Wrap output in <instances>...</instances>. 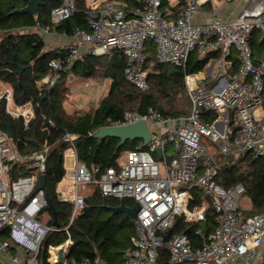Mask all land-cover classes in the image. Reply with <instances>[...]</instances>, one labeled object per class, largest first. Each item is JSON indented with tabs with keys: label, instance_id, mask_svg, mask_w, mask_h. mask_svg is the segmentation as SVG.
Returning <instances> with one entry per match:
<instances>
[{
	"label": "built area",
	"instance_id": "2783aa9c",
	"mask_svg": "<svg viewBox=\"0 0 264 264\" xmlns=\"http://www.w3.org/2000/svg\"><path fill=\"white\" fill-rule=\"evenodd\" d=\"M138 1V6L127 0H105L87 7L89 28L76 27L72 39L55 48L58 55L49 62L52 74L46 82L51 87L63 73L73 75L77 62L117 48L126 58L127 80L147 91L146 43L153 40L159 62L183 68L191 110L183 117H166L154 106L144 113L125 111L116 123L144 119L151 127V139L146 145L140 140L120 165L110 164L105 169L98 164L88 167L79 160L78 134L63 136L75 164L66 168L70 194L62 192L61 198L74 203V215L84 209V191L92 184L99 186L105 197H131L139 205L132 244L122 261L112 263L96 255L73 259L72 264H163L161 249L166 244L170 254L166 264H234L241 257H254L264 245V210L246 215L242 204L246 186L237 182L225 187L217 177L224 164L248 155L264 158V51L257 56L253 47L256 32L264 39V0H244L240 11L229 17L222 15V6L238 0H185L177 12L163 8L162 0ZM209 1L212 6H205ZM77 11L76 0H61L51 10V20L60 23ZM207 13L212 15L209 20H198ZM33 28L41 35L52 32L39 22ZM194 52L199 57L213 52L220 56L210 72H188L187 63ZM1 100H5L6 112L23 118L24 127L29 128L35 117L33 103H17L13 86L2 79ZM204 111L218 117L212 122L204 120ZM48 122L54 125L53 120ZM154 125L163 128L154 130ZM168 145L176 155L167 154ZM214 146L223 157L221 161ZM158 148L162 150L159 158L155 156ZM50 151L49 144L19 151L7 129L0 126V250L13 264H40L43 239L49 231L58 230L40 219L49 202L44 188L37 186L41 174L46 173ZM194 189L202 192L200 203L195 205ZM209 209L215 213L216 226L212 231L197 229L200 248H194L185 232L171 231L169 241H164L177 217L201 223ZM5 227L9 241L1 239ZM12 243L26 252L25 258L10 253Z\"/></svg>",
	"mask_w": 264,
	"mask_h": 264
},
{
	"label": "trees",
	"instance_id": "16d2710c",
	"mask_svg": "<svg viewBox=\"0 0 264 264\" xmlns=\"http://www.w3.org/2000/svg\"><path fill=\"white\" fill-rule=\"evenodd\" d=\"M43 1L44 4L40 6L38 14L32 15L31 13H11L14 9L25 6L28 0H0V79L13 86L17 103L31 101L35 108V117L31 120L29 128H25L23 118H14L8 114L5 109V100H1L0 126L10 129L19 151H31L45 144L51 145L44 188L49 204L43 213H50L51 219L47 223L49 225H53L57 219L58 230L49 231L43 239L38 255L40 264H50L48 262L50 245H61L69 238L74 242L69 252L70 260L100 255L109 262L115 263L110 255H118L131 246V237L129 240V237L127 239L123 234L128 226H134V221L122 226L115 224L111 217L103 216L98 209L99 205L105 200H107L106 203L116 205L119 201L114 197H105L97 185H95L94 193L85 198L84 209L71 220L73 203L63 200L57 192V185L66 174L64 153L69 148V144L63 141V136L68 132L78 134L76 139L78 158L88 167L98 164L105 169L110 165L111 157H113L112 165L118 166V159L122 153L135 148L140 140L127 141L117 149L119 138L110 136L96 138L93 133L102 126L120 120L128 110L144 113L149 106H154L166 117L182 116L183 112L178 109L176 103L179 95L189 98L184 83L185 72L181 66L159 62L156 57L155 43L149 40L146 43V51L147 65H152L149 73L150 88L142 91L127 80L124 72L126 58L122 51L113 48L111 54L89 55L80 62L81 69L78 72L83 77L101 75V77L111 78L112 85L96 109L82 115L70 114L64 108V99L69 90L66 84L67 73H63L51 87L47 82V85L39 84L40 80L52 74L49 62L58 54L54 50L46 54L42 53L45 41L38 32L11 31L23 26H34L37 22L42 26H49L51 29L70 35L76 27L89 28L85 13L86 0H76L78 11L57 24L51 20V10L59 5L61 0ZM127 1L131 6L140 5L137 0ZM166 3V0H162L163 8ZM253 47L255 54L264 51V39L260 40L257 32L254 35ZM219 56V52H213L205 57H199L194 52L189 57L187 70L188 72L202 71L212 59H217ZM76 65L73 69L74 73ZM20 66L26 67L23 72L19 71ZM46 93H48L47 96ZM217 117L218 114L215 112L204 111V120L212 122ZM49 119L53 120L54 125L48 122ZM219 156L218 159L221 161L223 157L220 154ZM20 170L25 173L24 169ZM217 179L225 187L237 182H242L246 186L244 196H248L252 201L249 215L264 210V158L248 155L230 164H224ZM201 198L202 194L195 192L193 205L200 203ZM215 226V213L209 209L206 221L201 223H187L177 217L171 231L187 233L194 248L198 249L202 243L197 229L202 227L206 231H212ZM134 233L135 229L131 234L134 235ZM169 258L168 247L164 245L161 249L160 261L166 264Z\"/></svg>",
	"mask_w": 264,
	"mask_h": 264
},
{
	"label": "crops",
	"instance_id": "0c3cea01",
	"mask_svg": "<svg viewBox=\"0 0 264 264\" xmlns=\"http://www.w3.org/2000/svg\"><path fill=\"white\" fill-rule=\"evenodd\" d=\"M166 1H167V3H166L164 8L170 7L175 12H177L185 3V0H166ZM243 4H244V0H238L235 3L231 4L230 6H222V15L224 17L231 16L232 14L240 11V9L242 8ZM89 6H91V5H89L88 4V0H86V7H89ZM205 6H212V2L211 1L207 2V4H205ZM211 17H212L211 13H209V14L207 13V14H205V16L199 15L197 18H198V20H209ZM29 31L38 32L37 29L33 28V26H31V27L23 26V27L15 28V29H12L11 32L27 33ZM41 37L45 41V46H44V48L42 50L43 54L44 53L46 54V53H48L50 51H53V50L55 51V48L58 45H60L62 43H65V42H68V41H70L72 39V36L70 34H67L65 32H60V31H58V30H56L54 28L52 29V32L50 34L41 35ZM155 52H156V50H155ZM233 53L234 54L232 55L231 58L233 59V61H235V67H236L237 66V62H238L237 61V56H236V52L235 51H233ZM261 53L262 52H260L259 54H256V55L259 56ZM108 54H111V50L109 51ZM217 59H212L210 61L211 63L209 62L208 65L206 66V68L204 70H202V71L206 70L207 72H210L212 70V68H213V63H215V61ZM80 69H81V63L77 62L75 73H74L75 74V78L77 80L75 79L76 81L75 80L74 81L75 82L79 81V86L81 87L80 91H84V93H81V94L79 93V96H78V93L75 92L76 91V87H75L76 85H73L72 83H68V84L66 83L67 86L69 87V90H68V93L66 94V97L64 99V108L70 114L82 115V114H85L87 112H90V111H93L94 109H96L99 103L95 107L92 106L91 105V102H92L91 100H93V97H97V99H100L101 98L100 96L103 95L105 97L107 95L106 93L103 94V88H102L101 83L105 82V84H106L105 87L107 88L106 89L107 93L109 92V90L111 88V85H112V79L111 78L103 77L104 80H102V82H98L97 79H95L94 77H83L81 75V73L78 72ZM50 76H51V74L47 75L45 78L40 80L39 84L40 85H43V84L47 85L48 82L46 83V80ZM7 83L10 86H12L9 82H7ZM83 84L87 85V86L89 85L91 87L89 89V91H88L89 95H87L85 93L87 89L82 87ZM91 84L94 85L93 88H92ZM48 85H49V83H48ZM47 94L48 93H46V96H47ZM75 96H78V100H80V103H74V102L71 101L72 98H77ZM69 106H72L73 109L70 110L69 108H71V107H69ZM183 116H185V115L178 116V117H183ZM159 128L162 129L163 127L159 126ZM156 130H158V129H156ZM67 149H70V148H67ZM127 153H128V151L124 152L123 156L127 157ZM64 156H65V154H64ZM121 161L122 160L119 161L120 163L118 165H120L124 160L122 162ZM64 167H65V165H64ZM68 189H69V186L67 185L66 178L64 177L63 180L61 182H59V184L57 185V192H58L59 196L60 197L62 196L61 195L62 192H64V194H66V195L70 194V193H68ZM91 190L88 191L86 197L92 195L94 193V191H95V188L91 189ZM107 198H110V197H107ZM114 198L118 199V201H119L118 205H120L122 198H120V197H114ZM124 200H126V202H125L126 205L135 204V201H133L134 199L131 198V197H126V198H124ZM106 201L107 200H105L101 205L98 206V209L102 212L103 216H105L107 218L111 217L113 219V221L115 222V224H121L122 226H124L125 224H127L129 222L133 223L132 221H134V218H131V217L127 216L126 212H124V211L113 212L110 209V206H117V205L116 204H112V203H108V202L106 203ZM242 204H243L244 213L246 215H249V213H250V211L252 209L251 198H249L248 196H244L243 200H242ZM73 206H74V203H73ZM79 213L74 215V208H73L71 220L74 217H76ZM40 219L43 222L48 223L49 220L51 219V215H50L49 212H44V213L42 212V214L40 216ZM126 229L127 230L124 231L123 236L125 235L127 237V239L129 237V240H130V237L133 235L131 233L134 232L135 228H134V226H130V227L128 226ZM1 239L4 240V241H9L10 238H9V229H8V227H5V228L2 229ZM70 240L73 241L72 239H70ZM65 243H62L61 245H58V246H53V245L49 246V249H48V251H49L48 262L50 264H72V260L73 259L70 260V258H69V252H70L71 247H68L66 249L65 248ZM59 249H61V251H62L61 257L58 256ZM55 250H56V252H55ZM124 251H126V250H124ZM123 252H121L118 255H110L111 259L114 262L122 261L123 260V256H124ZM10 253L12 255H17V256H19L22 259L25 258V256H26V252L22 248H19L17 245H15L13 243L11 244V247H10ZM263 253H264V245L261 246L258 249V252H257V254H255L254 257H251V258L241 257L234 264H261L262 263V259H263ZM0 264H13L10 261L9 256H6L1 250H0Z\"/></svg>",
	"mask_w": 264,
	"mask_h": 264
},
{
	"label": "water",
	"instance_id": "95a60500",
	"mask_svg": "<svg viewBox=\"0 0 264 264\" xmlns=\"http://www.w3.org/2000/svg\"><path fill=\"white\" fill-rule=\"evenodd\" d=\"M43 4H44L43 0H28L25 6L21 8H16L11 13H31L32 15H37L40 6H42ZM25 68H26L25 66H20L19 71L23 72ZM7 132L10 135V137H12V133L10 129H7ZM93 135L96 138H105L108 136L119 138V142L116 146V148L119 149L121 146L126 144L127 141H134L137 139L143 140L144 144L146 145L151 139L152 130L149 124L144 119H140L132 124H124V125L117 124L116 122H111L108 125L98 128L93 133ZM157 154L159 157L162 155L161 148L157 149ZM112 163H113V157H111L109 160V164ZM46 179H47V174L46 173L41 174L37 189L45 188ZM110 209L113 212L124 211L126 212L127 216L131 218H135L137 211L139 209V205L138 203H135L132 206L126 205L125 200L122 198L120 205L110 206ZM53 225L58 226L57 219H55ZM170 235H171V230H169L165 235V239H164L165 242L169 241ZM73 243H74L73 241L69 240L68 247H71ZM61 255H62V251L61 249H59L58 256L61 257ZM261 264H264V253Z\"/></svg>",
	"mask_w": 264,
	"mask_h": 264
},
{
	"label": "rangeland",
	"instance_id": "374dc122",
	"mask_svg": "<svg viewBox=\"0 0 264 264\" xmlns=\"http://www.w3.org/2000/svg\"><path fill=\"white\" fill-rule=\"evenodd\" d=\"M104 2L105 0H88V4L89 5H91V7H95V6H97V5H99V4H101V2ZM156 46V45H155ZM211 63V62H210ZM152 69V65H147V71H148V73H150V70ZM95 79H97V81L98 82H102V80H104V78L103 77H101V75H97V76H95L94 77ZM76 78H75V74H73V75H67V80H66V83L68 84V83H72L73 85H76L75 87H76V91L75 92H77L78 93V96H79V93L81 94V93H84V91H80V89H81V87L79 86V81H77V82H75L76 80H75ZM75 80V81H74ZM71 84V85H72ZM81 85V84H80ZM92 85V88H93V84H91ZM101 85H102V88H103V94L104 93H106L107 94V92H106V84H105V82L103 83H101ZM82 87H84L85 89H87L86 90V94L87 95H89V89L91 88L89 85L87 86V85H82ZM188 94V93H187ZM78 96H75V97H77V98H72V102H74V103H80V100H78ZM103 96V95H102ZM102 96H100L99 98L100 99H97V97H93V100H91L92 102H91V105L92 106H96L98 103H100V100L104 97H102ZM186 99V100H185ZM99 100V101H98ZM185 100V101H184ZM176 105H177V107H178V109H180L182 112H183V114L182 115H188L189 113H190V110H191V102L189 101V98L188 97H186V96H184V95H179V97H178V102L176 103ZM69 107H71V108H69L70 110L71 109H73L72 108V106H69ZM68 108V107H67ZM152 129H154V130H156V129H158V130H160L161 128H159V125H154V126H152ZM174 148H173V146L172 145H168V149H167V154L168 155H176V152L173 150ZM213 150H215V154H216V156H217V159L218 158H220V156H219V151H218V148L217 147H213ZM126 152V151H125ZM65 156H64V165H65V168H67V169H70V168H72L73 166H74V164H75V157H74V155L72 154V151L70 150V149H67L66 151H65ZM123 154H124V152L122 153V155L119 157V159L120 160H125V158L126 157H124L123 156ZM157 158H159L158 157V155H155ZM124 157V158H123ZM118 159V164L120 163L119 160ZM121 161V162H122ZM95 188V185H90V187H89V189L88 190H86V191H84V195L86 196L87 195V193H88V191H90L91 189H94ZM92 191V190H91ZM194 191L195 192H200L201 194H202V192L200 191V190H198V189H194ZM133 201H135V200H133ZM166 246H167V244H166Z\"/></svg>",
	"mask_w": 264,
	"mask_h": 264
},
{
	"label": "bare ground",
	"instance_id": "6f19581e",
	"mask_svg": "<svg viewBox=\"0 0 264 264\" xmlns=\"http://www.w3.org/2000/svg\"><path fill=\"white\" fill-rule=\"evenodd\" d=\"M55 252H56V250H55Z\"/></svg>",
	"mask_w": 264,
	"mask_h": 264
}]
</instances>
